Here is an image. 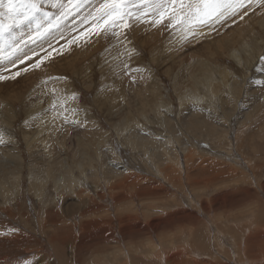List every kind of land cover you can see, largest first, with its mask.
Here are the masks:
<instances>
[{"label":"rangeland","instance_id":"rangeland-1","mask_svg":"<svg viewBox=\"0 0 264 264\" xmlns=\"http://www.w3.org/2000/svg\"><path fill=\"white\" fill-rule=\"evenodd\" d=\"M53 2L43 0L42 8L55 22L59 9L51 7ZM101 2L86 0L77 14L42 37L36 36L35 22H25L14 29L11 38L0 41V75L20 72L15 79L0 81V119L7 109L15 115L11 136L0 144V162L6 165L7 159L17 166L16 156L22 154L16 185L8 179L0 182V264H264V24L260 22L264 3L253 0L237 15L216 23L214 30L201 28L195 37L182 38L183 30H176L179 25L166 29L163 24L140 23L131 33L132 43L121 45L103 33L88 34L90 19L83 18ZM244 11L248 14L240 19ZM30 35L35 42L29 41ZM73 37H78V43L69 47ZM230 42L234 50L240 51L244 44L252 49L251 55H244L249 60L243 56L241 66L229 56L226 46ZM133 45L140 55L129 66L141 70L135 82L129 75H120L117 67L127 59L125 49ZM48 53L50 59L33 67ZM197 59L210 61L213 68L236 69L239 78L246 76L245 68L250 70L237 94L232 88L240 82L232 74L212 91L197 82L192 90L205 98L190 101L202 110L189 114L187 102L180 104L178 98L185 85L192 88ZM50 69L51 77L66 79H49ZM57 70L62 71L60 76ZM144 71L152 73L153 79ZM210 77L214 82L222 80L217 74ZM65 83L78 94V100L66 96ZM210 92H214L211 98ZM65 97L68 102L63 106L78 107L76 116L61 113L59 105ZM38 102L42 108L35 123L24 127L28 108ZM54 102L57 108L50 110ZM49 114L60 118L65 131L57 137L64 148L60 154L55 150L52 161V173L57 176L49 175L44 158H38L43 152L40 141L47 134L36 122L39 118L52 121ZM65 117L82 123L66 124ZM127 119L130 130L123 131L120 127ZM4 125L0 120V126ZM76 140L86 144V158ZM49 141L59 148L52 136ZM62 156L68 159L71 174L65 170L58 175ZM36 178L44 180L38 195L32 190H36Z\"/></svg>","mask_w":264,"mask_h":264},{"label":"snow or ice","instance_id":"snow-or-ice-1","mask_svg":"<svg viewBox=\"0 0 264 264\" xmlns=\"http://www.w3.org/2000/svg\"><path fill=\"white\" fill-rule=\"evenodd\" d=\"M252 2L253 0H102L95 9L89 11L83 21L90 19L88 34L94 32L99 36L103 33L121 45L124 41L131 44V33L134 26L144 22L150 23L152 26L163 24L166 29L179 25L176 30H183L184 37L182 38L195 37L201 28L208 27L210 31L214 30L216 23L224 21L228 16L237 15L241 9L248 7ZM42 3L43 0H0V41L4 40L5 37L11 38L14 29L20 28L25 22L29 24L35 22L36 36L42 37L58 28L63 20L77 14L84 7L86 0H67L66 3L63 0H55L51 5V7L59 9V15L55 17V22H53L52 14L43 11ZM256 3H264V0H256ZM247 14V11H244L240 15V19H243ZM45 20L47 21L46 26L43 24ZM199 34L203 35L202 32ZM81 35L86 34L82 33ZM29 41L35 42V38L30 35ZM29 41H25V43ZM84 42L88 43V40L86 39ZM72 43H78V37H73L68 41L69 46ZM60 54L62 53L57 52V55ZM123 55L127 56V59L121 60L117 65L120 68V75H129L132 81L135 82L136 74H139L141 70L139 67L131 68L129 62L137 58L140 53L136 51L133 45L131 49L126 48ZM50 58L51 53H48L46 57L37 61L33 67L39 68L45 59ZM0 59H3V57H0ZM104 64H109V62L105 59ZM103 66L101 65L102 68ZM27 70V68L24 69V71ZM109 70H113L110 64ZM19 75L20 72H16L10 77L0 75V81L9 78L15 79ZM49 79L59 81L66 79V77L50 76ZM70 98L72 101H76L79 97L73 91ZM67 102L68 98H63V104L59 105L61 113L70 112L73 116H76L79 110L78 107H64L63 105ZM55 108H57V104L54 102L50 106V110ZM64 123L82 122L65 117ZM5 143L4 130H0V144ZM13 231L16 230L9 229V232Z\"/></svg>","mask_w":264,"mask_h":264},{"label":"bare ground","instance_id":"bare-ground-1","mask_svg":"<svg viewBox=\"0 0 264 264\" xmlns=\"http://www.w3.org/2000/svg\"><path fill=\"white\" fill-rule=\"evenodd\" d=\"M48 5V4H47ZM264 18V17H263ZM261 19V25H263L264 24V19ZM182 35V34H181ZM256 38H258V37H256ZM102 39H104V38H102ZM207 39V38H206ZM239 40V39H238ZM261 40H263V39H261ZM97 42V41H96ZM102 43L104 42V41H101ZM236 42V41H235ZM241 42V41H240ZM258 42H260V41H258ZM97 43H100V42H97ZM243 43V42H242ZM247 43V42H246ZM96 44V43H95ZM236 44V43H235ZM241 44V43H240ZM239 44V45H240ZM100 45H102L101 43H100ZM262 45V44H261ZM264 46V45H263ZM61 47V46H60ZM70 47V46H69ZM76 47V46H75ZM242 47V49L240 50V51H238V50H234V48H236V47H233V44L230 42V43H227V46H226V49L228 50V53H229V56L231 57V59L235 62V65H237V66H241V63L243 62V56L244 55H251V52H252V49L251 48H249V46H248V44H244V45H242V46H240V48ZM262 47V46H261ZM108 48H111V46L109 47L108 46ZM107 48V49H108ZM73 49V48H72ZM259 49H261V48H259ZM106 50V49H105ZM113 50V49H112ZM99 51H100V49H99ZM56 52V51H55ZM57 52H59V51H57ZM62 52V51H61ZM262 52V51H261ZM102 53H104V52H102ZM83 54V53H82ZM226 54V53H225ZM261 54V53H260ZM67 55V54H66ZM256 55V54H255ZM84 56H86V55H84ZM89 56H90V54H89ZM259 56V55H258ZM244 57H246V56H244ZM127 58V57H126ZM246 58H248V60H249V57H246ZM252 58H255L254 56H252ZM259 58V57H258ZM261 59V58H260ZM54 60V59H53ZM78 60H80L79 58H78ZM45 61V60H44ZM250 61H255V60H250ZM54 62V61H53ZM62 63H63V61H61ZM69 62V61H68ZM76 62V61H75ZM246 62V61H245ZM259 62V61H258ZM49 63H51V62H49ZM56 63V62H55ZM54 63V64H55ZM61 63V64H62ZM65 63V62H64ZM74 63V62H73ZM78 63V62H77ZM66 64H67V62H66ZM71 64V63H70ZM79 64V63H78ZM212 64L213 63H211L210 61H208V60H205V59H197L196 61H195V65H194V69H193V74H192V78L190 79L191 81H190V86L192 87V88H186V85H185V89H184V92L182 93L183 95L182 96H180L178 99H179V103L180 104H182V101H186L187 102V104L185 105V111L187 110V108H188V110H189V114L190 113H194L196 110H202V108L200 107V106H197V105H193V104H190L189 102L190 101H193V103L194 102H201L205 97H204V95H201V94H199V96L196 94V91H193L192 89L193 88H197V82L199 83V81H200V84H201V87H206V88H208V91H212V90H214L215 88H219V87H221V86H223L224 84H225V82L226 81H228L227 80V77L230 75V74H232L233 75V78H236V80L238 81V82H240V85L239 86H237L236 84H234V86H233V82L234 81H232L231 82V84H230V87L231 86H233V88H232V90L234 91V93L235 94H237V93H239L240 92V89H241V87H242V83L245 81V77L247 76V73H248V70H250L249 68H245L246 69V72L244 73L246 76L243 78V76H242V78H239V77H236L237 76V74H238V76H239V72L240 71H238V70H236V69H233V71L231 70V71H229V70H222L220 67H212ZM246 64H247V62H246ZM245 64V65H246ZM45 65V64H44ZM47 65V64H46ZM69 65V64H68ZM68 65H65V67H67ZM213 65H215V64H213ZM219 65V64H218ZM255 65V64H254ZM50 66H52L53 67V65H50ZM60 66V65H59ZM71 66V65H70ZM223 66V65H222ZM256 66V65H255ZM260 66V65H259ZM58 66H57V64H56V67H54V68H57ZM235 67V66H234ZM54 68H52V69H54ZM61 68H63V67H61ZM195 68H196V70H195ZM227 68V67H226ZM66 69V68H65ZM195 70V71H194ZM256 70V69H255ZM45 71H47V70H45ZM50 71V72H49ZM49 71H47V73H46V75H49V76H53V73H51L52 72V70L50 69ZM82 71V70H81ZM188 71H190V70H188ZM254 71V70H253ZM264 71V68L262 69V71L261 72H263ZM60 72H62V71H60ZM60 72L57 70V75L58 76H60L61 74H60ZM146 74H148L149 76V79L150 80H152L153 78L151 77V74H150V72H148V71H144ZM192 72V71H191ZM258 72H260V71H258ZM257 72V73H258ZM260 72V73H261ZM215 74H217L218 76H220V77H222V80H221V82H214V80L210 77V76H212V75H215ZM242 74V73H241ZM256 74V73H255ZM35 75H36V73H35ZM95 75V74H94ZM254 75V74H253ZM86 76H87V74H86ZM33 77V76H32ZM184 79V78H183ZM217 79V78H216ZM141 81H144V79L143 78H141L140 79ZM188 80V79H187ZM186 80V81H187ZM182 81H184V80H182ZM186 83V82H185ZM179 84V83H178ZM247 84V83H246ZM62 86H64V87H66V91H64V93H66V96H69L71 93H72V90H71V88H70V84L69 83H65L64 85H62ZM61 86V87H62ZM181 86V85H180ZM249 88V87H248ZM151 90H153V89H151ZM161 90V89H160ZM221 91V90H220ZM220 91H218V92H220ZM28 91H26V93H27ZM180 92V91H179ZM29 93V92H28ZM35 93V92H34ZM44 93V92H43ZM211 93H214V92H210L209 94L211 95L209 98H211L213 95L211 94ZM233 92H232V94H234ZM33 94V93H32ZM49 94V93H48ZM162 94V93H161ZM177 94V93H176ZM43 95V94H42ZM159 95V94H158ZM181 95V94H180ZM221 95V94H220ZM154 96V95H153ZM36 97V96H35ZM177 97V96H176ZM231 98H234V97H231ZM25 99V98H24ZM214 99V98H213ZM12 100H14V99H12ZM159 100V99H158ZM212 99H210L209 101H211ZM222 100V99H221ZM160 101H162V99L160 100ZM170 101V100H169ZM169 101H168V103H169ZM46 102V101H45ZM159 102V101H158ZM157 102V103H158ZM165 102V101H164ZM178 102V101H177ZM208 102V101H207ZM217 102H218V100H217ZM226 102V101H225ZM15 103H16V101H13L12 102V107L14 108L15 107ZM78 103V102H77ZM152 103V102H151ZM179 103H178V107H179ZM209 103V102H208ZM4 104V103H3ZM172 104V103H171ZM201 104V103H200ZM210 104V103H209ZM35 105V104H34ZM52 105V104H51ZM152 105V104H151ZM156 105V104H155ZM158 105H161V104H158ZM203 105V104H202ZM205 105V104H204ZM163 106V105H162ZM172 106V105H171ZM207 106V105H206ZM216 106V105H215ZM214 106V107H215ZM2 107V106H1ZM156 107H157V105H156ZM181 107V106H180ZM205 107V106H204ZM212 107V106H211ZM9 108V107H8ZM39 108H42V107H40V104H39V102H38V104L36 105V106H32V107H29L28 108V113L30 112V114H29V117H28V121H26V123L24 124V127H29V126H31V123L32 122H34L35 123V121H34V117H35V115H36V113L39 111ZM182 108V107H181ZM181 108H179V109H181ZM259 108H260V106H259ZM144 109V108H143ZM159 109V108H158ZM157 109V110H158ZM173 109H175V108H173ZM207 109V108H206ZM6 110V109H5ZM161 110H163V109H161ZM209 110V109H208ZM215 110H216V108H215ZM171 111H172V108H171ZM219 111V110H218ZM15 112V111H14ZM42 112V111H41ZM41 112H39V113H41ZM159 112V111H158ZM177 112V111H176ZM197 112V111H196ZM199 112V111H198ZM149 113V112H148ZM172 113V112H171ZM203 113V112H202ZM209 113V112H208ZM176 114H178V113H176ZM205 114V113H204ZM215 114V113H214ZM129 115V114H128ZM156 115V114H155ZM159 115V114H158ZM165 115V114H164ZM219 115V114H218ZM46 116V115H45ZM48 116V118L49 119H51L52 121H50V120H44L43 118H39L38 120H37V127H40V131H43V132H45L46 134H47V136L45 137V139L43 140V141H40V142H42L41 143V146H42V148H41V151H43L42 152V155L41 156H39L38 158H44V162H45V164L46 165H44V166H46L47 167V170H48V172L47 173H49V175H51V176H57L56 174H53L52 173V166L55 164V162L54 163H52V161L54 160V158H55V150L57 149V151H58V154H60L61 152H62V148H64V145H63V143H59L60 141L57 139V137L60 139L61 138V134H63L65 131H63V129L61 128V126H60V118H58L57 120H56V117L54 118V114H49V115H47ZM132 116V115H131ZM139 116V115H138ZM163 116V115H162ZM216 116V115H215ZM221 116H223V115H221ZM15 117V115H13V112L11 111V109H7V111H5V112H3V114H2V116H1V119L0 120H2V122L3 123H5L6 125H4V126H0L1 128V130H4V133H5V139L6 140H8L9 139V137L11 136V132H10V129H11V126H12V124H13V118ZM37 117H38V115H37ZM140 117V116H139ZM156 117V116H155ZM160 117H161V115H160ZM231 117V116H230ZM45 118V117H44ZM132 118H134V117H132ZM131 118V119H132ZM142 118V117H141ZM140 118V119H141ZM163 118V117H162ZM220 118V117H219ZM17 119V118H16ZM136 119V118H135ZM150 120V122H152L151 121V119H149ZM158 120V119H157ZM161 120V119H160ZM222 120V119H221ZM135 121V120H134ZM156 121V120H155ZM226 121V120H225ZM230 121V120H229ZM216 122V121H215ZM222 122V121H221ZM155 123V122H154ZM169 123V122H168ZM213 123H214V121H213ZM129 124H130V120H126L124 123H123V126L122 127H120V128H124L125 130H123V131H126L127 129H129ZM227 124V123H226ZM132 125V124H131ZM222 125H223V123H222ZM225 125V124H224ZM23 126V125H22ZM136 126V125H135ZM143 126V125H142ZM161 126V125H160ZM211 126H213V124L211 125ZM136 127H138V126H136ZM217 127V126H216ZM226 127V126H225ZM117 128V127H116ZM139 128V127H138ZM141 128V127H140ZM208 128H210V127H208ZM48 129V130H47ZM50 129V130H49ZM214 129V128H213ZM213 129H212V131H213ZM130 130V129H129ZM132 131V130H131ZM138 131V130H137ZM137 131H135V132H137ZM202 131V130H201ZM209 131V130H208ZM211 131V132H212ZM219 132H220V130H219ZM127 133V132H126ZM226 133H227V130H226ZM52 134V135H51ZM133 134V133H132ZM150 134V133H149ZM155 135V134H154ZM157 135V134H156ZM159 135V134H158ZM172 135V134H171ZM206 135V134H205ZM50 136H52L55 140H56V142H58L59 143V148H57L53 143H51L50 141H49V144H47L48 143V138L50 137ZM136 136V135H135ZM152 136V135H151ZM163 136V135H162ZM121 137V136H120ZM124 137V136H123ZM153 137H155V136H153ZM160 137V136H159ZM164 137V136H163ZM162 137V138H163ZM214 136H212V138H213ZM124 138H126V137H124ZM129 138H131V137H129ZM162 138H161V140H162ZM33 139H34V137L31 139V140H28V139H26L25 141H26V144H28V143H30V142H32L33 141ZM122 139V138H121ZM133 139V138H132ZM155 139V138H154ZM160 139V138H159ZM211 139V138H210ZM209 139V140H210ZM212 140V139H211ZM138 141V140H137ZM156 142V141H155ZM159 142V141H158ZM163 142V141H162ZM178 142V141H177ZM76 143L80 146V153H81V155L83 156L82 158H86V154L84 153V145H86L84 142H82V141H80V140H76ZM131 144L133 143V142H130ZM154 143V142H153ZM99 144V143H98ZM138 144V143H137ZM142 144V143H141ZM144 144V143H143ZM142 144V145H143ZM148 144V143H147ZM155 144V143H154ZM163 144V143H162ZM135 145V144H134ZM141 145V146H142ZM146 145V144H145ZM137 146H139V145H137ZM87 147V146H86ZM134 147V146H133ZM136 147V146H135ZM180 147V146H179ZM184 147H185V145H184ZM144 148H146L145 146H144ZM167 149V148H166ZM176 149V148H175ZM186 149V148H185ZM189 150H190V148L188 149V152H189ZM168 151V150H167ZM183 151V150H182ZM163 152H166V151H163ZM174 152V151H173ZM177 152V151H176ZM160 154V153H159ZM165 154V153H164ZM59 156V155H58ZM164 156V155H163ZM74 157H76V156H74ZM179 157V156H178ZM1 158V157H0ZM16 158L18 159V163L19 164H17V166H13L12 164H11V162L9 161V160H7V159H5V163H6V165L4 164V163H1L0 162V176L2 177V179H0L1 181L0 182H2V181H6L7 179L9 180V181H11L12 183H14V185H16L15 183H17V181H18V177H15V175L16 174H18L19 172H20V170L22 169V166L20 165V163H21V160H22V154L21 155H17L16 156ZM77 158V157H76ZM163 158V157H162ZM179 159V158H178ZM187 159V158H186ZM85 160V159H84ZM1 161V160H0ZM175 162V161H174ZM177 163H179V162H177ZM8 164V165H7ZM76 164V163H75ZM112 163H110V165H111ZM186 164V163H185ZM164 165V164H163ZM180 165V164H179ZM198 165V164H197ZM235 165V164H234ZM169 166V165H168ZM173 166H175V165H173ZM80 168L82 167V166H79ZM180 167V166H179ZM178 167V168H179ZM186 167V166H185ZM188 168V167H187ZM190 168V167H189ZM6 169V170H5ZM127 169H128V167H127ZM166 169V168H165ZM176 169V168H175ZM181 169V168H180ZM179 169V170H180ZM65 170L67 171V173H70L71 174V167H70V165H69V162H68V159L67 158H64L63 156H62V158L60 159V162L58 163V175H61L62 173H65ZM164 170V169H163ZM182 170H184V169H182ZM46 171V170H45ZM112 171H114V170H112ZM124 171H126V169H124ZM165 171V170H164ZM106 172H108V171H106ZM172 172V171H171ZM189 172V171H188ZM46 173V172H45ZM128 173V172H127ZM185 173V172H184ZM125 174H126V172H125ZM164 175V174H163ZM180 175H181V173H180ZM183 175H185V174H183ZM134 176V175H133ZM189 176V175H188ZM43 177V176H42ZM158 177V176H157ZM156 177V178H157ZM45 178H49V176L48 175H45ZM44 178V179H45ZM61 178V177H60ZM166 178V177H165ZM111 179H113V178H111ZM125 179V178H124ZM123 179V180H124ZM127 179V178H126ZM142 179V178H141ZM78 180V179H77ZM137 180V179H136ZM135 180V181H136ZM147 180V179H146ZM215 180V179H214ZM20 181V180H19ZM35 181H36V190H35V188H32V190H34L35 191V195H38V194H40V191L42 190V186L44 185V180L43 179H41V178H36L35 179ZM61 181L62 182H64L65 181V178L63 177V178H61ZM132 181V180H131ZM193 181V180H192ZM133 182V181H132ZM191 182V181H190ZM81 183V182H80ZM106 183H108V182H106ZM120 183V182H119ZM130 183V182H129ZM135 183V182H134ZM187 183V182H186ZM2 184V183H1ZM82 184V183H81ZM193 184V183H192ZM191 184V185H192ZM9 185H10V182H9ZM84 185V184H83ZM82 185V186H83ZM188 185V184H187ZM187 185H185V186H187ZM213 186V185H212ZM10 187H11V185H10ZM1 188V187H0ZM3 188L4 189H7L8 187H4L3 186ZM114 188V187H113ZM117 188H118V186H117ZM175 188V187H174ZM195 188V187H194ZM202 188V187H201ZM97 189V188H96ZM127 189V188H126ZM178 189V188H177ZM121 190V189H120ZM131 190V189H130ZM134 190V189H133ZM140 190V189H139ZM138 190V191H139ZM142 190V189H141ZM55 191V190H54ZM84 191V190H83ZM82 191V192H83ZM146 192H147V190H145ZM97 192V191H96ZM144 192V191H143ZM163 192V191H162ZM121 193V192H120ZM10 194H13V192H11ZM85 194V193H84ZM132 194V193H131ZM139 194V193H138ZM152 195V194H151ZM12 196H14V195H12ZM122 196V195H121ZM120 196V197H121ZM141 196V195H140ZM97 197V196H96ZM123 197V196H122ZM146 197H147V195H146ZM150 197V196H149ZM65 199V198H64ZM83 199V198H82ZM95 199V198H94ZM98 199V198H97ZM123 199H124V197H123ZM79 200V199H78ZM119 200V199H118ZM9 201V200H8ZM39 201V200H38ZM80 201V200H79ZM94 201V200H93ZM97 201H99V200H97ZM123 201H125V200H123ZM131 201V200H130ZM81 202V201H80ZM129 202V201H128ZM75 204V203H74ZM110 204V203H109ZM120 204V203H119ZM147 204V203H146ZM93 205V204H92ZM97 205V204H96ZM96 205H95V207H96ZM151 205V204H150ZM154 205V204H153ZM42 206V205H41ZM150 207V206H149ZM68 208V207H67ZM76 208V207H75ZM146 208V207H145ZM79 209V208H78ZM83 210V209H82ZM88 211H90V210H88ZM61 212V211H60ZM94 212V211H93ZM82 213V212H81ZM91 213V212H90ZM89 213V214H90ZM258 213V212H257ZM83 214V213H82ZM44 215V214H43ZM46 216V215H45ZM60 216V215H59ZM85 216V215H84ZM41 217V219H42V217L43 216H40ZM83 217V216H82ZM121 217V216H120ZM119 217V218H120ZM174 217V216H173ZM55 219H56V217H55ZM127 220V219H126ZM125 220V221H126ZM250 220V219H249ZM119 221V220H118ZM129 221V220H128ZM60 222V221H59ZM175 222V221H174ZM41 223H42V221H41ZM45 223V222H44ZM103 223V222H102ZM54 225H57V223L55 222V223H53ZM123 224V223H122ZM44 225V224H43ZM152 227V226H151ZM148 229V228H147ZM168 230V229H167ZM43 231V230H42ZM63 231H64V229H63ZM145 231V230H144ZM152 231V230H151ZM48 232V231H47ZM51 232V231H50ZM66 232V231H65ZM124 232V231H123ZM135 232V231H134ZM136 232H137V230H136ZM65 234V233H64ZM63 234V235H64ZM122 234V233H121ZM202 234V233H201ZM125 235V234H124ZM194 236H196V234H194ZM204 236V235H203ZM68 237V236H67ZM113 237V236H112ZM111 237V238H112ZM131 237V236H130ZM198 237V236H197ZM205 237V236H204ZM64 238H66V237H64ZM70 238V237H69ZM143 238V237H142ZM99 239V238H98ZM109 239V238H108ZM127 239V238H126ZM102 240V239H101ZM110 240H112V239H110ZM135 240V239H134ZM211 240V239H210ZM195 241V240H194ZM108 242V241H107ZM137 242V241H136ZM102 243V242H101ZM191 243V242H190ZM130 244V243H129ZM93 245V244H92ZM154 245H156V244H154ZM153 246V245H152ZM151 246V247H152ZM263 246V245H262ZM77 247V246H76ZM93 247V246H92ZM98 247V246H97ZM100 247V246H99ZM193 248V247H192ZM202 248V247H201ZM77 249H79V248H77ZM96 249V248H95ZM137 249H140V247H138ZM102 250H103V248H102ZM147 250H149V247H148V249ZM157 250V249H156ZM191 250V249H190ZM252 251V250H251ZM77 252V251H76ZM101 252H104V251H101ZM133 252V251H132ZM154 252V251H153ZM124 253H126V252H124ZM148 254H149V252H148ZM126 256V255H125ZM161 256V255H160ZM244 257V256H243ZM242 257V258H243ZM127 258V257H126ZM156 258H157V256H156ZM163 258V257H162ZM150 259H151V257H150ZM241 260H243V259H241ZM137 262L139 261V260H136ZM150 261V260H149ZM152 261V260H151ZM153 261H155V260H153ZM156 261H157V259H156ZM105 262V261H104ZM142 262V261H141ZM160 262L161 261H159V264H160ZM136 263V262H135ZM134 263V264H135ZM148 263V262H147ZM149 263H151V262H149ZM60 264H62V263H60Z\"/></svg>","mask_w":264,"mask_h":264}]
</instances>
